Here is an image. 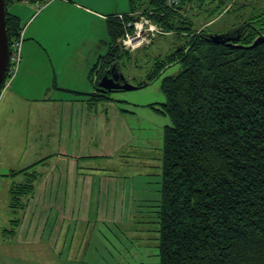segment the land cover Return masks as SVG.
I'll use <instances>...</instances> for the list:
<instances>
[{"label": "trees", "instance_id": "1", "mask_svg": "<svg viewBox=\"0 0 264 264\" xmlns=\"http://www.w3.org/2000/svg\"><path fill=\"white\" fill-rule=\"evenodd\" d=\"M9 1L10 44L22 27ZM260 1L238 25V47L212 41L207 26L193 27L189 12L200 9L209 22L230 11L232 0H181L177 8L165 0H130L131 10L153 12L180 41L139 88L168 66L183 65L163 83L161 111L171 123L164 130L161 198L150 204L157 208L159 264H264V42L247 47L264 34ZM108 29L109 51L90 72L97 90L91 100L106 97L109 91L98 89L102 77L113 65L120 69L121 55L132 54L120 44L122 20L109 17ZM33 186L29 180L17 188L28 195Z\"/></svg>", "mask_w": 264, "mask_h": 264}, {"label": "crops", "instance_id": "2", "mask_svg": "<svg viewBox=\"0 0 264 264\" xmlns=\"http://www.w3.org/2000/svg\"><path fill=\"white\" fill-rule=\"evenodd\" d=\"M7 9L18 16L20 26L25 28V41L19 71L0 101V150L8 138L5 131H16L19 139L16 150L22 151L20 130L9 128L10 114L20 108L27 115L26 131L30 133L25 143L29 147L30 139L33 145L25 154L40 153L43 136L33 137L37 131L47 130V140L55 144L56 158L45 172L44 165L53 159L44 161L49 153L40 159L7 163L0 155V175L34 183L29 193L31 199L26 203L27 216L12 240L14 244L28 246V250L8 262L2 247L0 264H45L39 263L34 255L36 245L43 240L54 247L61 241L63 248L56 252L55 263L71 264L69 245L84 234L77 233L79 224L91 222L92 215L100 217V222H123L122 211H118L134 198L136 202L150 204L158 201L144 198L152 188L128 185L111 167L119 151L125 152L135 141L126 123V110L113 94L117 91L107 93L103 99L91 100L92 94L97 93L90 79L91 69L109 51L108 19L129 13L130 0H52L40 12L22 1H9ZM22 103L33 106L23 109ZM40 115L49 117L48 125L46 129L34 130ZM16 163L26 165L16 169ZM31 165L44 167L31 172ZM24 169L28 170L18 174ZM0 180V186L9 190L24 184L9 186L4 183L6 180ZM6 243L4 238L0 239V245Z\"/></svg>", "mask_w": 264, "mask_h": 264}, {"label": "rangeland", "instance_id": "3", "mask_svg": "<svg viewBox=\"0 0 264 264\" xmlns=\"http://www.w3.org/2000/svg\"><path fill=\"white\" fill-rule=\"evenodd\" d=\"M246 2L249 5L247 7H241ZM232 4L233 8L230 11L223 12L209 22L208 20L210 18L205 17L206 13L194 8L189 11L192 13L191 19L193 20V27L207 26V30L212 33H226L233 27L240 25L245 17L254 13V5H257L258 8L261 7L260 0H232ZM131 11L134 12L133 10ZM136 11L143 12L141 9ZM178 44H180V41L173 36L172 32L161 34L150 45L130 52L132 53L130 56L121 55L119 57V71L131 83L138 85L139 82L147 80L148 75L155 68V65L163 62L174 51L176 48L174 46ZM182 69L183 65L180 62L175 63L168 66L158 79L144 87L128 91L121 90L113 93L120 101L121 106L126 110V123H128L133 131V140L135 141L132 144L133 146L123 150L125 152L121 153L119 151L115 161H112L111 167L116 170L119 178L125 179V183L128 185L133 184V186H137L139 184L152 188L151 193L148 195L144 194V198H153L156 199L155 201L161 198L164 130L171 123L170 116L161 111L163 104L166 102L163 83L166 77L177 75ZM8 88L0 93V101ZM22 104L23 109L28 110L33 106L29 103ZM45 116H37L39 122L33 128L34 130L37 127H44L46 129L48 125L46 119L49 117L45 118ZM26 117V113L23 114L20 108L10 114L11 124L9 128L12 130V128L16 127V130H20L19 134L22 136L20 140L22 151H19V149L16 150L19 144L16 131L15 133L5 131L8 138L2 143L4 145H2L0 150L1 158L6 163L8 161L19 162L20 159H40L49 153L51 156L49 155L44 160L47 161L53 158L50 164L46 163L44 165L45 172H48L53 160L56 158V155H54V150L56 149L53 148L55 144L54 142L49 143L50 140H47V130H36L37 132L34 134L33 139L43 136V147L40 149L39 154L32 156L30 152V156H27L25 154L27 148L29 149L30 147L32 149L33 145L31 146L32 140L30 139L28 142L29 147L25 143L26 138L30 134L28 130L26 131L28 122ZM32 120H35L34 116H32ZM25 165L16 163L14 164V168L20 169ZM44 166L31 165L29 170L33 172L36 170L35 168H42ZM22 172L26 171L21 170L18 174ZM4 174H7V172ZM0 179L6 180L4 183H8L9 186L12 183L18 184L19 182H25V180H17L15 176L13 178L12 176L0 175ZM17 196L20 200L17 199ZM30 199L31 196L29 194L24 195L20 191V188L16 187L13 190H9L8 187L0 186V239L4 238L7 242L4 246L0 245V249L2 247L5 248L8 262L15 261L17 257H21V251L28 250L26 248L28 246L14 244L12 240L17 235L19 224L25 221L26 203ZM135 200L136 198L124 207L122 206L118 211L119 213L122 211L121 220L123 222H100V217L92 215L91 222L83 225L79 224L76 231L81 234L84 232V234L79 236V238L76 235L77 238L69 245V248L71 247V264H159V231L157 229V214L155 212L157 208L150 206L149 202H136ZM16 201L21 202L19 205H13L12 203ZM28 219L30 220V213L28 214ZM38 235H40V232ZM36 247L37 253L34 252V255L39 263L51 264V261L54 259L52 264H56V252L62 251L63 244L60 241L54 247L50 245L48 240H43ZM78 254H80V257Z\"/></svg>", "mask_w": 264, "mask_h": 264}, {"label": "built area", "instance_id": "4", "mask_svg": "<svg viewBox=\"0 0 264 264\" xmlns=\"http://www.w3.org/2000/svg\"><path fill=\"white\" fill-rule=\"evenodd\" d=\"M22 1L34 7L36 12L44 9L52 0H10ZM169 7L177 8L181 4V0H165ZM153 12L145 14L143 12L134 11L129 13H120L116 17L122 20L124 25V35L120 39L121 47L128 52H134L142 47L150 45L153 40L161 35L167 34V30L155 22L150 16ZM25 39V28H21L16 36H14L9 44L10 55L6 76L0 87V93L4 92L12 83L17 75L22 59V47Z\"/></svg>", "mask_w": 264, "mask_h": 264}, {"label": "water", "instance_id": "5", "mask_svg": "<svg viewBox=\"0 0 264 264\" xmlns=\"http://www.w3.org/2000/svg\"><path fill=\"white\" fill-rule=\"evenodd\" d=\"M243 33V27L237 26L230 29L226 33H210L209 38L217 43H227L228 45H234L241 47L240 44H233V41L239 39ZM264 42V34L259 35L254 42L247 47H255L258 44ZM9 38L7 31V20H6V0H0V87L5 79L8 64H9ZM112 73L110 76L109 73ZM120 76H117V74ZM139 86L131 83L127 78L119 71L118 68L113 65L107 70L106 74L102 77L99 82L98 89L101 92H114L121 90H135Z\"/></svg>", "mask_w": 264, "mask_h": 264}, {"label": "flooded vegetation", "instance_id": "6", "mask_svg": "<svg viewBox=\"0 0 264 264\" xmlns=\"http://www.w3.org/2000/svg\"><path fill=\"white\" fill-rule=\"evenodd\" d=\"M109 75L111 76V75H112V73L110 72V73H109ZM117 76H120V74L118 73V74H117Z\"/></svg>", "mask_w": 264, "mask_h": 264}]
</instances>
